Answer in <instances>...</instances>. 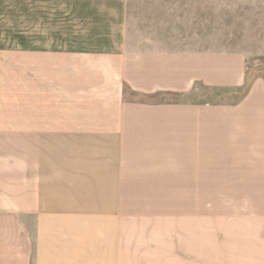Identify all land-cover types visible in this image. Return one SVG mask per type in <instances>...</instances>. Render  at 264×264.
Here are the masks:
<instances>
[{"label":"crops","instance_id":"1","mask_svg":"<svg viewBox=\"0 0 264 264\" xmlns=\"http://www.w3.org/2000/svg\"><path fill=\"white\" fill-rule=\"evenodd\" d=\"M210 5L0 0V264H179L173 201L264 183V35L212 47Z\"/></svg>","mask_w":264,"mask_h":264},{"label":"rangeland","instance_id":"2","mask_svg":"<svg viewBox=\"0 0 264 264\" xmlns=\"http://www.w3.org/2000/svg\"><path fill=\"white\" fill-rule=\"evenodd\" d=\"M210 7L212 47L228 46L231 34L241 37L238 46L242 48L262 47L264 0H211ZM220 34L226 39L220 41ZM258 77L264 78V54L248 59L246 87L237 95H244ZM232 94L215 89L210 100L217 102ZM235 190L240 192L234 199L173 201L178 204L180 224L185 220L183 224L193 230L180 232L179 264H264V183L237 185ZM155 202L164 214L171 212L172 201ZM182 237L189 247H182ZM161 252L167 257L163 264H170V248Z\"/></svg>","mask_w":264,"mask_h":264},{"label":"trees","instance_id":"3","mask_svg":"<svg viewBox=\"0 0 264 264\" xmlns=\"http://www.w3.org/2000/svg\"><path fill=\"white\" fill-rule=\"evenodd\" d=\"M248 87H249V85L247 86V88H248ZM247 88H246V89H247Z\"/></svg>","mask_w":264,"mask_h":264}]
</instances>
